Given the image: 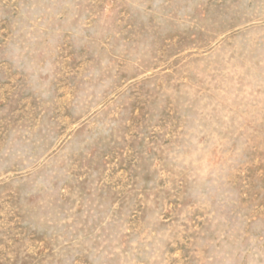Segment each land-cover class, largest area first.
Returning <instances> with one entry per match:
<instances>
[{
  "label": "rangeland",
  "instance_id": "374dc122",
  "mask_svg": "<svg viewBox=\"0 0 264 264\" xmlns=\"http://www.w3.org/2000/svg\"><path fill=\"white\" fill-rule=\"evenodd\" d=\"M0 264H264V0H0Z\"/></svg>",
  "mask_w": 264,
  "mask_h": 264
}]
</instances>
